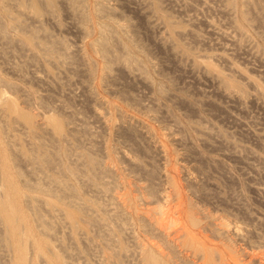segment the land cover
<instances>
[{"label":"rangeland","instance_id":"obj_1","mask_svg":"<svg viewBox=\"0 0 264 264\" xmlns=\"http://www.w3.org/2000/svg\"><path fill=\"white\" fill-rule=\"evenodd\" d=\"M18 1L0 0V130L45 255L63 264H264V0H57L53 12L40 1V18ZM103 42L131 70L110 63ZM214 72L245 94L229 96ZM40 144L53 166L21 155ZM47 176L63 181L55 198L68 195L93 223L73 227L28 202L39 194L24 181L51 188ZM35 206L51 230L39 227ZM187 242L206 248L203 260Z\"/></svg>","mask_w":264,"mask_h":264},{"label":"bare ground","instance_id":"obj_2","mask_svg":"<svg viewBox=\"0 0 264 264\" xmlns=\"http://www.w3.org/2000/svg\"><path fill=\"white\" fill-rule=\"evenodd\" d=\"M40 1H43L44 4H46L47 8L51 12L55 10V7L57 5L56 4L57 0H19L18 6L22 11H24L27 6H30L33 12L34 18H40V15L42 12V6L40 5ZM69 3L72 4L73 0H69ZM72 10L75 12H78V10L75 7H73ZM243 17L246 21H251L250 12L245 11V13L243 14ZM23 24L24 23H21L20 28L25 29ZM38 36H39V33L37 31H34L32 37L30 38V41H33V39ZM99 45H100V48L102 49L104 57L108 59L110 63L116 64V66H119L121 70L128 71L127 68L130 69L128 58L123 57L122 55H120L119 52L112 50V46L110 47V45H108L106 42H103ZM173 45H174L173 47H175L176 50H178L180 53H183L189 56L183 50L181 51L175 43H173ZM45 47H46L48 54L54 55L56 51V47L52 45L51 46L45 45ZM66 51L68 52V48H66ZM65 63L67 62L65 61ZM138 70H139L138 72L139 75H136V77L139 76L145 79V72H143L140 69V67ZM204 70L208 73L212 72V70H208L207 68H204ZM214 74L215 75L213 76L222 85L223 90L226 93L230 94L229 96H232L231 94H233L234 96L237 95L240 97L241 95L245 94V89H243L241 85L234 83L232 80L228 79L227 77H224L222 74L218 72L217 73L214 72ZM5 99H6V96L4 94H1L0 100H2L5 104H7V102H5L6 101ZM10 107L9 109L11 110ZM19 115L22 120L24 118L23 122H25L28 126L30 125L33 128L34 127L43 128V126H46V123H47L46 120H43L40 123L39 122L35 123V121L29 116L27 117L26 114L22 115L20 113ZM57 131L60 135L64 134L62 125L57 124L56 132ZM35 148L37 149L29 150V152L22 151L21 155L24 156L28 160V162H32L33 165H39L40 163H43V164L45 163L47 165L53 166L55 160H53V156L50 155L47 147L45 145L40 144L38 147L36 146ZM11 152H12L11 148L8 146V144H6L2 140V133L0 130V247L5 248L8 254L7 255L8 257L5 262L2 261L0 258V264H4V263L5 264H36L35 260H32L31 258H29V255H30L29 252H31L32 254L33 253L36 254L37 258L40 257L41 260L46 261V264H63L64 263L63 259L62 258L60 259L55 254H52V256H48V255L46 256L44 251H42L38 247V245H40L41 247H47L46 242H44L43 239H36L33 232H31V226L28 222V217L26 216L22 208V205L20 204L22 196H23L22 195L23 193L21 191L22 190L21 188H23V183L21 179L14 173V167H16L17 169L18 167L16 166L17 161L11 158ZM79 157L86 159V163L91 167L92 170L99 166V163H100L99 160L96 159L93 155L86 154V155H82ZM75 174H78V173L75 172ZM45 181H47V183L51 185V188L50 186L47 187L41 183L30 185L27 181H24V185L26 189L34 190L35 192H37V194H39V196H37L36 198L29 197L28 202L30 204L31 203L35 204V202L36 204L42 203L45 206H48L50 210L53 207L51 211L62 213L63 216H65L67 221L73 227L81 226V222L93 223L94 218H92V220L86 219L87 209L84 206L79 205L78 203L76 204L75 202L69 201L68 195H59L55 198V195H53V193L55 192L54 189L57 188V186L63 184V181L61 180L60 177H54V176L48 177L47 176ZM65 188L66 189H64L63 192L72 194L71 188H67V187ZM49 198L56 199L58 206H55L54 202H51ZM39 199H42L44 203L42 201H38ZM50 204H53L54 206H51ZM37 207L35 206L34 210H31V213L33 216H36L38 218L39 227H43L45 231L51 230L52 225L47 220H45L44 217L40 215L39 213L40 207L39 206ZM98 209L101 210L102 208L98 206ZM85 227L86 225L83 226V228ZM220 230L222 234L228 232L227 229H220ZM156 231L159 235H163L166 238H169V233H165L166 231L162 230L161 228L160 229L156 228ZM37 242H38V245H37ZM186 245L188 246L187 248H190L192 250L194 257L196 256V258L203 260L204 258L203 251H205L206 248H202L200 246L195 245L197 248L196 249L192 245H190L189 242H187ZM106 256H107L106 259L104 258L105 261L107 260V258H109L108 259L109 262L111 261L110 259H112V261L113 259H115L114 255H106ZM155 261L156 260L154 259L153 261L154 264H155ZM254 262H257V261H254ZM206 264H209V262L206 261Z\"/></svg>","mask_w":264,"mask_h":264}]
</instances>
